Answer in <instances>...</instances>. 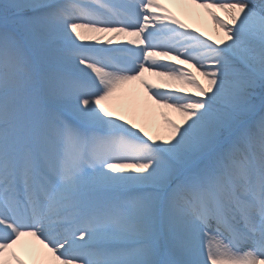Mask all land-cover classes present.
I'll return each instance as SVG.
<instances>
[{
  "label": "snow or ice",
  "instance_id": "1",
  "mask_svg": "<svg viewBox=\"0 0 264 264\" xmlns=\"http://www.w3.org/2000/svg\"><path fill=\"white\" fill-rule=\"evenodd\" d=\"M0 264H264V0H0Z\"/></svg>",
  "mask_w": 264,
  "mask_h": 264
}]
</instances>
